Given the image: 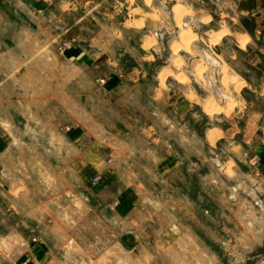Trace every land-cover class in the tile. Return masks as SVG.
Listing matches in <instances>:
<instances>
[{
    "label": "rangeland",
    "instance_id": "obj_1",
    "mask_svg": "<svg viewBox=\"0 0 264 264\" xmlns=\"http://www.w3.org/2000/svg\"><path fill=\"white\" fill-rule=\"evenodd\" d=\"M226 1L190 2L214 10L213 29L225 24L209 43L193 17L172 23V0H133L137 30L122 23L129 0H39L36 12L0 0V106L17 138L0 155V264H264V141L227 160L245 101L264 111L252 85L264 79V0ZM186 23L202 36L174 41ZM152 31L156 56L142 60L137 41ZM65 43L87 59L72 68ZM214 125L231 128L211 145ZM54 129L74 130V143Z\"/></svg>",
    "mask_w": 264,
    "mask_h": 264
},
{
    "label": "crops",
    "instance_id": "obj_2",
    "mask_svg": "<svg viewBox=\"0 0 264 264\" xmlns=\"http://www.w3.org/2000/svg\"><path fill=\"white\" fill-rule=\"evenodd\" d=\"M12 1V0H9ZM14 1H19L16 10H29V11H38L39 7H40V2L39 0H14ZM137 1V0H136ZM147 6H150V3L155 2V0H149L150 3H148L147 0H144ZM147 1V2H146ZM179 1H183L185 4V6H183L181 8V19L183 17V19L181 20V22L178 21L177 19V13L176 10L174 9V5L176 3H178ZM194 0H172L171 2V6L168 8V15H170L169 17L172 20V23L176 26V27H180L181 23L185 22L186 20H189L190 17H193L195 20L198 21L199 26H207L206 30L203 32L208 33V37H207V41L209 43H211V39L213 37V35L216 32H219L221 29H223V27L225 26L224 23H221L222 20H220V24L221 26H223L221 29L215 30L212 28L211 23L214 21L215 17H214V10H208L206 7H204L203 5H197V6H192L190 5V2H192ZM197 1V0H196ZM213 3L215 4H219V3H224L226 0H211ZM227 3V1H226ZM214 7V6H213ZM126 8L129 9L128 11H126L128 13V17H126L125 21H123V25L124 27H129V30L132 29H138L136 26H138V23H141L138 17H133V10H136V13L138 11V3H136V5L134 4L133 6V0H129V3H127ZM191 11L194 12L193 16L191 14H189ZM150 15H154L155 12H149ZM188 14L191 15L188 17ZM161 22L164 23L163 18L160 19ZM184 21V22H183ZM169 22V21H168ZM170 23V22H169ZM180 23V24H179ZM186 27H184L183 29H181L178 34L176 35V39H174V41L179 42V43H183L182 39L180 38V33L182 31H184V29H191V32L193 35H195L194 40L198 39L199 37H201L202 35L200 33H198V31L194 30V28L189 25L188 23H186L185 25ZM210 26V27H209ZM226 28L227 31H225L221 37L219 38V40L217 42H214V44H218L220 45L222 40L225 39L228 30L230 31V26L226 24ZM126 29V28H125ZM243 36L241 33L237 36V41L240 42L239 37ZM250 36H248L249 38ZM247 38V39H248ZM126 39V37L124 36V40ZM158 39V32H151V34H147L145 35L144 38H141L140 40L137 41V45H139L143 51L141 53V59H146V60H150L156 56L154 55L153 52H151L149 49L153 48L157 42ZM239 39V40H238ZM193 40V41H194ZM249 40V39H248ZM248 40L246 41V44L248 42ZM104 41L106 42L107 39H104ZM100 43H103L102 40L99 41ZM126 42V41H125ZM5 43V40L3 38L0 37V48L2 47L1 44ZM150 43V44H149ZM175 43V42H174ZM174 43L172 45H174ZM132 47L133 50L131 51H136V52H131L132 56H134L135 59L138 58V50L137 47H133V45H130ZM242 47V46H241ZM99 48H101V46H99ZM179 48L184 49L183 45H180ZM243 48V47H242ZM137 54V55H133V54ZM65 58L68 62H70V64L72 65L71 67H74V60L78 59H87L85 54V51L78 48V47H69L67 48V50L64 53ZM130 71H123L122 72H118L116 71L114 74H116L119 79H121V77L119 75H123L125 78H130L133 76V72L134 71H138L140 72L141 69L139 68L138 65L131 66L130 67ZM125 69V68H124ZM72 75H73V70L71 71ZM160 73V72H159ZM178 75V74H176ZM175 75V77H176ZM264 78V77H263ZM136 85L133 83V86L136 87ZM253 85V89H256L261 95H264V79L259 82V83H255L252 84ZM152 97L153 99H155L156 97V89L154 88L152 91ZM241 100L239 99V104H241ZM1 110H0V155L5 157L7 153H9L10 149H11V145L12 142L15 143L16 135L13 129V121H11V118L9 117V111H7V107H8V100L3 99V102L1 104ZM244 112H246V120H245V124L243 126V128L241 129L242 131V135L240 136V140L235 138L234 134H231L230 140H229V153L227 155V160H233L234 163L238 162V161H242V157L244 156L245 152L243 151V147L241 146L242 143H249L251 141H257L258 143H260L257 139H258V135L262 141H264V111L260 108L259 104L254 103L253 101H245L244 104ZM231 126H227L226 128L224 127H218V126H209L207 127L206 131H205V139L206 141H208L211 145L215 144L218 140L227 137L228 132L230 130ZM84 130V129H83ZM215 131L216 135H215V140L211 139L209 136V131ZM259 131V132H258ZM257 132V133H256ZM62 135L63 137L66 138L67 143L69 142L68 140H70V143H74V139H75V134H74V130H67V131H58L56 129L51 130L50 132V138L51 139H55L58 137V135ZM232 138V139H231ZM256 139V140H255ZM262 148L261 149V153L259 155L260 159H264V146L261 145ZM53 144L50 145L49 149L52 150L53 149ZM242 147V148H241ZM232 170L236 173L237 172V168L235 166L232 167ZM6 171V167L5 165L2 166V172L3 175H7L5 173ZM122 193V206L124 207L125 210H131L134 205L137 203L136 202V195H134V193L136 194V192L132 191V190H124L121 191Z\"/></svg>",
    "mask_w": 264,
    "mask_h": 264
},
{
    "label": "bare ground",
    "instance_id": "obj_3",
    "mask_svg": "<svg viewBox=\"0 0 264 264\" xmlns=\"http://www.w3.org/2000/svg\"><path fill=\"white\" fill-rule=\"evenodd\" d=\"M183 6H185L184 5V2L183 1H179L178 3H176L175 5H174V9L176 10V13H177V19H178V21L179 22H181V20L183 19V17H182V19H181V8L183 7ZM180 24V23H179ZM182 24V23H181ZM180 38L182 39V41L183 42H189L190 41V38H191V34H190V31L188 30V29H184V31H182L181 33H180ZM194 37V36H193ZM247 38H248V35H245V36H240L239 37V39H240V41L241 42H239V43H242V45H244L245 43H246V41H247ZM238 39V40H239ZM249 39V38H248ZM219 40V37H217V38H215V39H213V42H217ZM178 44V43H177ZM177 44H176V49H178L179 48V45L177 46ZM181 44H182V42H181ZM197 73V72H196ZM161 74V77H165V73H160ZM176 76H178V75H176ZM179 77V76H178ZM226 77V76H225ZM184 76H180V80H184ZM228 78V77H227ZM177 80V79H176ZM228 81H230V80H228ZM229 83V82H228ZM215 103V102H214ZM212 101H207V102H205L204 103V108H205V110H208L209 112H215L216 110H218L219 109V107L216 105V104H214ZM231 103V102H230ZM235 103V102H234ZM233 103V104H234ZM231 108L233 107V106H230ZM227 112H228V110H226ZM209 136H210V138L211 139H214L215 138V135H216V133H215V131H213V130H211V131H209ZM215 140V139H214Z\"/></svg>",
    "mask_w": 264,
    "mask_h": 264
},
{
    "label": "built area",
    "instance_id": "obj_4",
    "mask_svg": "<svg viewBox=\"0 0 264 264\" xmlns=\"http://www.w3.org/2000/svg\"><path fill=\"white\" fill-rule=\"evenodd\" d=\"M69 46H70L69 43H65V44H64V47H66V48L69 47Z\"/></svg>",
    "mask_w": 264,
    "mask_h": 264
}]
</instances>
